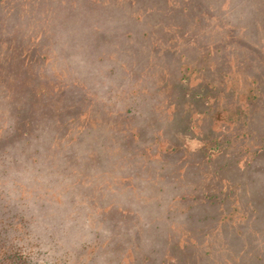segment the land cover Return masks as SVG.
Returning <instances> with one entry per match:
<instances>
[{"label": "rangeland", "instance_id": "1", "mask_svg": "<svg viewBox=\"0 0 264 264\" xmlns=\"http://www.w3.org/2000/svg\"><path fill=\"white\" fill-rule=\"evenodd\" d=\"M78 134L76 161L95 167L67 175ZM0 137L6 233L41 264H137L131 238L184 244L188 224L190 264L264 262V0H0ZM192 166L182 183L230 198L185 223L166 190Z\"/></svg>", "mask_w": 264, "mask_h": 264}, {"label": "trees", "instance_id": "2", "mask_svg": "<svg viewBox=\"0 0 264 264\" xmlns=\"http://www.w3.org/2000/svg\"><path fill=\"white\" fill-rule=\"evenodd\" d=\"M15 111L19 112L16 114V116H20V106H17L15 108ZM139 115H138V120H139ZM162 125H165L164 128L166 127V121H162ZM22 131L21 134L19 135L20 138V142L22 143L23 146H27L30 145V143H32V136L30 135V133H27L26 128L19 126ZM8 129H10V131H15L18 132L19 130H13V126H9ZM30 129V127H29ZM165 130V129H164ZM81 134H78L77 136H80ZM140 135V134H139ZM139 135L137 136V138L134 137V140L131 141L132 144L130 145H126V148L132 149L134 152L137 151V145L139 142ZM158 134H154L151 133L149 134V137L151 136H155L156 138L159 139L160 136H157ZM166 134L163 133V137H165ZM176 136V135H175ZM174 136V137H175ZM162 137V139H163ZM1 139V137H0ZM36 139V137H35ZM104 139V138H103ZM84 141L82 140V135L80 137V140L75 142L72 146H68L65 150V153L67 155V161L66 163H64L63 165V171L67 172V175L72 173V169L75 171L79 168H83V167H95V164H89L85 161H82L80 163H78V161H76L77 157L78 159L80 157H82V153H78L81 152L80 147L82 146V143ZM206 145V143H205ZM174 147V146H173ZM220 146H215L212 148L219 150ZM5 152V150H3ZM168 151H175V148L172 147H168L167 150H165L163 152V154H160V163L164 164V163H168L170 156H168L167 154H164L165 152ZM78 153V154H77ZM208 158V157H207ZM180 157L178 158V164L180 162ZM11 160L9 158V156H6V152L5 154H2V150L0 147V264H41V262L37 261L38 260V253H33L32 255L28 256L24 253V249L25 247H27L24 244H20L17 242H14V238L12 239L11 237H9L7 235V230H9L12 225V217L10 216H6L5 217V212L8 211H4V210H8L9 206H8V202H9V196L11 195V192L8 190V187H6V184L4 183L5 180L3 179L5 176L10 175L11 173V169H13V167H11ZM32 163H34V160H31ZM177 163V160H176ZM209 163V159L205 164ZM152 164V162H151ZM171 169H173V171H176V169L174 167H171ZM193 170H198L197 167L192 166L190 168H186L185 172L180 176V187L177 186H173V185H169L168 190H166V192L168 191L169 193H174V196L171 198V201H175L177 199L182 200L185 202V206L187 209H185V211L188 212V217H187V222L191 219V221L193 219H196L194 217H191V213L195 210L198 211L199 209L203 208H207V207H211L213 208V211L216 212V202L219 201V196H222L221 194H218L219 192H223V190H219L216 193L212 194V196H208L206 194V192L204 191L203 188H199L197 185H192L190 183H182L184 181H188V178L191 179L194 173ZM165 171V170H164ZM220 173V169L217 171L216 170V174L219 175ZM70 176H68L67 178H69ZM220 179H225L226 176L222 175L219 176ZM4 181V182H1ZM221 181L218 180L217 183H220ZM77 188V187H75ZM218 188H221V185H218ZM77 189H65V200L67 202L66 205V209H67V213H70L72 211H74L72 213V215H75L76 218L78 217V215L80 213H83L85 211V209H83L82 207H80L78 209L77 208H72L76 206L75 202H72V198L75 197L76 193H77ZM224 197V196H222ZM89 198V197H86ZM226 198H230L229 194L225 195L224 197ZM216 201V202H214ZM92 202H93V198H92ZM221 202H225V200H221ZM220 202V203H221ZM255 204V203H254ZM154 205L156 207H162V204L160 206L159 203H154ZM71 209V211L69 212V210ZM259 208V207H258ZM162 209V208H161ZM264 209V207H263ZM199 212V211H198ZM182 213H184V211H182ZM210 216V215H209ZM30 219H32V216H29ZM208 216H206L205 218H203L201 220V218L199 217V219L197 218V223L198 224H204L205 220L207 219ZM211 217V216H210ZM215 216H212L211 219H214ZM18 218V223H22L21 226H27L26 224V220L27 218L25 217V215L23 214H19L17 216ZM69 220H73L75 221V218H69ZM146 222V226L149 227L150 226V220L145 219ZM17 223V224H18ZM16 224V225H17ZM184 225V224H183ZM31 226V225H30ZM190 225L188 224V226H185L183 228V231H180L181 233V237H185L187 238V240L190 238L191 235V229L189 227ZM199 228H202V226H199L197 228V230ZM196 230V231H197ZM151 231V230H149ZM200 231V230H198ZM152 232V231H151ZM137 233H139V231H137ZM27 234H30V232H27ZM167 231L161 233L160 235H155L154 236H150L147 235V237H149L151 239V241L145 242L143 238L139 237V238H131V243L133 245L134 242V246L135 248H140L144 253L141 255V259L139 257V251L133 252V261H137V264H190V260L191 258H189L188 255V249L191 246V244L188 243V241L185 239L184 240V244H180L179 242V237H177L176 239H174L172 236L166 235ZM139 236V235H138ZM136 240V241H135ZM36 247H39V241L37 240L36 243L34 244ZM102 245V244H101ZM81 248L85 249L86 245L83 243L81 244ZM23 250V251H22ZM70 251L68 250V253ZM70 255H75L74 252H70L68 256ZM190 259V260H189ZM140 260V261H138ZM68 261V257L66 259V261H64V263L67 264ZM60 261L58 262H51V263H47L44 262V264H59ZM123 262H118V264H122ZM136 263V262H135ZM133 263V264H135ZM81 264H85V263H81ZM94 264H100V262H96ZM259 264H264V262L260 261Z\"/></svg>", "mask_w": 264, "mask_h": 264}]
</instances>
